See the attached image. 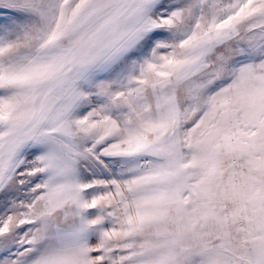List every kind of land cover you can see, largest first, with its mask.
Returning a JSON list of instances; mask_svg holds the SVG:
<instances>
[{
	"label": "snow or ice",
	"instance_id": "6c2138e0",
	"mask_svg": "<svg viewBox=\"0 0 264 264\" xmlns=\"http://www.w3.org/2000/svg\"><path fill=\"white\" fill-rule=\"evenodd\" d=\"M0 264H264V0H0Z\"/></svg>",
	"mask_w": 264,
	"mask_h": 264
}]
</instances>
